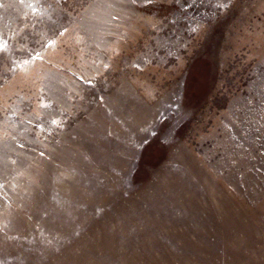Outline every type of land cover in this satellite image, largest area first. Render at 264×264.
Segmentation results:
<instances>
[{
  "label": "rangeland",
  "instance_id": "rangeland-1",
  "mask_svg": "<svg viewBox=\"0 0 264 264\" xmlns=\"http://www.w3.org/2000/svg\"><path fill=\"white\" fill-rule=\"evenodd\" d=\"M0 264H264V0H0Z\"/></svg>",
  "mask_w": 264,
  "mask_h": 264
}]
</instances>
